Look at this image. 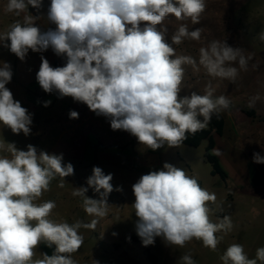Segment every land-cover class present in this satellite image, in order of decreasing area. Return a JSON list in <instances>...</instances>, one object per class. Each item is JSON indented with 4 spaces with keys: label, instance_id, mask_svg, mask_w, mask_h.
I'll list each match as a JSON object with an SVG mask.
<instances>
[{
    "label": "clouds",
    "instance_id": "obj_1",
    "mask_svg": "<svg viewBox=\"0 0 264 264\" xmlns=\"http://www.w3.org/2000/svg\"><path fill=\"white\" fill-rule=\"evenodd\" d=\"M29 6L39 10L43 0H7L5 14H28L13 21L7 32L0 34V42L10 41L7 47L22 61L29 50L51 48L57 56H66L62 67H52L41 56L36 80L42 90L86 104L96 115L108 118L113 130L129 132L153 151L165 144L180 147L188 134L206 129L213 115L218 118L231 107L227 96L214 95L211 82L204 94L193 91L181 97L185 66L195 72L202 68L213 79L235 83L252 59L225 39L201 46L198 58L177 53L175 46L202 39L204 29L190 30L187 22L201 23L206 0H50L47 18L56 27L48 31H41L36 24L40 17L31 15ZM170 18L181 22L171 34V43L166 39ZM12 76L11 65L0 63V125L13 134L28 136L32 114L6 87ZM259 99V95L251 98L248 107H254ZM50 103L46 101L44 106ZM78 117V112H69V118ZM213 152L220 154L217 149ZM0 153H7L0 155V264H78L73 254L84 242L80 229L94 230L95 218L107 215L112 174L105 175L94 166L88 187L74 188L72 196L82 199L84 211L94 219L69 223L53 219L56 201L41 197L57 176L61 178L58 187L63 188L64 178L74 174V166L63 164L62 154L38 151L31 144L25 151L14 142L0 140ZM253 161L264 164V156L253 153ZM88 188L100 198L88 197ZM132 190L136 231L144 246L162 237L180 248L196 240L215 252L223 240L218 234L233 230L229 215L216 222L211 219L210 204L223 210L216 194L170 163L142 175ZM41 243L54 245V251L34 259ZM219 259L221 264H264V247L256 249L255 258H249L242 244L232 243ZM180 262L197 264L190 254L181 256ZM91 264L99 262L92 259Z\"/></svg>",
    "mask_w": 264,
    "mask_h": 264
},
{
    "label": "rangeland",
    "instance_id": "obj_2",
    "mask_svg": "<svg viewBox=\"0 0 264 264\" xmlns=\"http://www.w3.org/2000/svg\"><path fill=\"white\" fill-rule=\"evenodd\" d=\"M206 2L201 23L192 25L190 21L187 22L190 30L196 27L204 29L202 39L199 42L186 40L175 46L177 53L198 58L201 46L213 39H225L230 46L240 47L245 55L252 57L248 70L241 71L235 83L213 79L202 68L195 72L190 66H185V78L179 94L183 97L195 91L202 95L206 85L211 82L215 88L214 95H225L232 101L231 107L221 113L225 121L222 137L214 135L213 150H219L220 154L216 155L211 150L227 178L221 181L218 176H211V165L204 158L205 141L196 148L185 145L170 148L165 144L153 151L125 130L115 131L117 134H112L113 137L88 135L79 159L71 154L68 157L62 155L63 164L71 163L74 166V174L64 178L65 186L58 187L61 178L57 176L51 182L50 190L41 197V200L56 201L53 219L89 223L94 217L86 214L82 199L71 193L74 188L88 187L87 178L92 175L94 166L100 167L105 175L112 174L110 183L113 191L107 197V215L95 218L98 222L94 230L80 229L84 242L73 258L78 257L83 264H90L92 259L99 264H151L146 259L145 249L131 240L137 237L142 242L136 231L138 217L132 207L135 201L132 185L142 175L161 170L166 162L184 169L198 180L201 187L214 192L223 210L210 204L213 208L211 219L216 222L218 218L229 215L234 227L227 234H218L223 235V240L215 252L196 240L180 248L169 245L162 237H156L154 244L146 247L159 264H181L180 258L184 254H190L197 264H221L220 255L232 243L242 244L249 258H255L256 249L264 247V164L253 161V153L264 156V39L261 38L264 36V0ZM6 3L7 0H0L2 12ZM33 10L32 6L28 7L31 15ZM25 14H28L27 11L20 17L6 14L8 21L0 26V34L7 32L9 25L17 19L22 20ZM166 23L169 27L166 39L171 43V34L181 22L170 18ZM8 44V40L0 42V60L13 64L16 55L10 52ZM24 92L23 89H16L15 98L27 95ZM256 95L260 99L254 107H248L250 99ZM10 137L2 135L0 140L10 142ZM16 140L21 150H27V141L32 144V139L22 135L13 138L14 143ZM110 140L116 143L110 146ZM124 142H128V145L123 146ZM105 144L109 146L105 148ZM86 195L93 199L100 198L92 188H88ZM39 246L35 249L34 259L41 258L43 253Z\"/></svg>",
    "mask_w": 264,
    "mask_h": 264
},
{
    "label": "crops",
    "instance_id": "obj_3",
    "mask_svg": "<svg viewBox=\"0 0 264 264\" xmlns=\"http://www.w3.org/2000/svg\"><path fill=\"white\" fill-rule=\"evenodd\" d=\"M49 5L50 0H43L42 8L39 10L34 8L32 12L33 16L40 17L36 24L41 31L54 30L56 27L47 18ZM6 21H8L6 14L0 10V26ZM41 56L46 58L52 67L54 65L62 67L67 60L66 56H57L51 48L44 52L29 50L23 61L16 56L15 63H10L13 76L6 87L13 93L14 99L20 101L21 105L32 114L31 133L28 136L21 133L19 135L13 134L10 129L0 125V137L2 135L11 136L10 142H13V138L22 135L26 139H32V144L29 141H27V144L35 146L38 151H45L49 154L55 152V154H62L66 157L71 154V156L73 155L79 159L82 155L81 148L86 147V137L88 135L113 137L112 134H117L115 132L117 130L111 128L108 118L96 115L86 104L76 102L71 97L60 98L59 93L56 91L52 93L44 92L36 80V74L41 64ZM0 63H3V61L0 60ZM16 89L25 90L24 93L27 95L15 98ZM46 101H51L47 107L44 106ZM70 111L78 112L79 117L77 119L69 118ZM109 142H111L109 143L110 146L116 143L115 140ZM122 144L127 146L128 142ZM109 145L105 144L104 147L107 148ZM16 147L18 148L17 145ZM73 259L78 264H83L78 257Z\"/></svg>",
    "mask_w": 264,
    "mask_h": 264
},
{
    "label": "trees",
    "instance_id": "obj_4",
    "mask_svg": "<svg viewBox=\"0 0 264 264\" xmlns=\"http://www.w3.org/2000/svg\"><path fill=\"white\" fill-rule=\"evenodd\" d=\"M53 67L56 66L54 65ZM224 126H225V121L223 116L220 114V116L217 118V116L213 115L206 129L197 132L195 135L188 134L187 139L182 144L188 147L196 148L203 141L207 142L204 158L211 165V172H210L211 176H218L221 179V181H225L227 176L225 171L220 166L217 158L211 154V150H213V148L215 147L214 135L218 137H222L224 133ZM131 240L134 243H139L141 247L145 249L146 259L151 264H159L156 257L150 253L147 247L144 246L137 237H132ZM54 248H55L54 245L52 247H48L45 243H41L40 245V249L42 250V252L48 255H52Z\"/></svg>",
    "mask_w": 264,
    "mask_h": 264
}]
</instances>
